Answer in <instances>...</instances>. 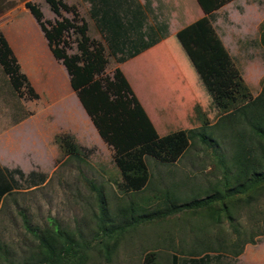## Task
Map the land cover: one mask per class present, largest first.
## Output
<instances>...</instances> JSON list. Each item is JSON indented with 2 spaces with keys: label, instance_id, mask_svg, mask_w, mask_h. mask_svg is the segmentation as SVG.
<instances>
[{
  "label": "rangeland",
  "instance_id": "rangeland-1",
  "mask_svg": "<svg viewBox=\"0 0 264 264\" xmlns=\"http://www.w3.org/2000/svg\"><path fill=\"white\" fill-rule=\"evenodd\" d=\"M24 1L0 0V31L11 34L17 47L23 48L26 73L37 93L31 97L22 87L20 92L15 91L0 65V161L9 167L15 182L0 200V264H32L29 255L36 245L33 233L53 223L78 231L87 241L88 257L83 264H170L171 253H176L182 264L203 254L190 255L186 250L199 248L196 241L213 235L225 240L227 247L207 250L205 257L201 256V264H264V192L258 193L250 208L240 205L233 213L231 221L243 232L240 240L254 231V242H243L236 255L227 250L233 247L229 242L236 239L228 219L221 215L218 222L207 221L199 213L186 210L145 222L133 219L127 229L115 236L108 255L104 252L93 235L97 206L87 180L103 191L109 207H133L142 197L147 200L144 207L149 213L151 208L161 206L163 199L157 195L165 190L189 195L218 177L216 156H228L227 142L217 136L214 142L218 144L213 148L195 139L177 159L168 162L144 155L148 185L139 191L128 190L114 161L112 146L100 138L82 114L64 65L51 54ZM27 1L36 4L42 19L48 22L61 15L76 22L84 19L87 34L101 43L106 57L96 76L110 77L113 67L119 65L159 134L209 125L220 114L254 96L261 87L264 43L260 25L264 22V0H226L207 15L221 44L220 51L231 66L234 79L229 88L207 80L200 84L195 73L199 68L186 61L195 50L191 47L187 52L173 37V43L160 44L153 53L124 61L115 59L105 42L104 35L111 30L118 38L127 32L129 41H146L151 30L158 31L159 36L166 34L169 22L172 31L175 25L189 24L200 16L195 0H107L106 19L100 17V11H91L90 2L96 0H62L74 6V17L69 7H58L56 14L46 0ZM130 8L138 9L141 16L136 14L138 17L130 19ZM120 11H124L122 18H118ZM183 32L185 44V37L192 34L191 29ZM62 37L64 41L59 45L67 53L76 52L74 33L63 31ZM69 129H74L73 134ZM64 133L74 144L75 155H68L59 141L57 136ZM194 225L203 230L193 229Z\"/></svg>",
  "mask_w": 264,
  "mask_h": 264
},
{
  "label": "trees",
  "instance_id": "trees-1",
  "mask_svg": "<svg viewBox=\"0 0 264 264\" xmlns=\"http://www.w3.org/2000/svg\"><path fill=\"white\" fill-rule=\"evenodd\" d=\"M46 1L56 14H59L58 7H69L73 17L76 16L73 5H66L62 0ZM106 1L90 2L92 9L90 10L100 11L102 19L107 17L105 11L109 12ZM195 1L203 14L189 23L188 27L185 26L172 36L166 37L163 44L168 41L173 43V38H175L187 52L192 47L195 55L187 56L186 61L188 63L190 60L193 68H199L195 72L199 83L202 84L207 80L212 83L218 82L219 86L220 83L224 86L228 85L229 88L230 81L233 82L234 79V76L230 75L231 66L226 54L221 53V44L207 20V14L226 0ZM24 5L42 30L51 54L59 58L64 65L69 85L74 90L97 134L112 146L114 161L128 190L139 191L148 185L149 176L144 155L168 162L177 159L195 139L212 145L213 148L215 144H218L214 142L217 136L226 139L227 142L228 156L226 157L223 153L216 156L220 166L218 177L203 186H198L196 192L189 195L165 190L157 195L163 199L161 206L151 208L149 213L144 207V202L147 200L145 201L142 197H140V203L137 201L133 207L122 208L119 205L109 207L103 191L85 179L94 190L97 206L93 235L98 238L104 252L108 255L111 249L110 244L116 240L115 236L127 229L133 219L137 218V222H145L183 210L199 213L207 221L218 222L221 215L228 219L231 222L230 227L236 234V239L229 242L233 247L227 248L232 255L241 251L243 242L253 243L254 231L250 230L248 236L240 240L243 234L242 229H239L237 223L233 224L231 219L238 206L246 205L250 208L251 202L257 198L258 193L264 192V77L259 91L254 96L220 114L215 122L159 134L119 65L113 67L110 77L96 76L103 69L106 57L101 43L87 34L84 19L80 18L79 22H76L72 18L61 15L53 22H48L47 19H42V13L36 4L26 0ZM124 11L119 12L118 18H122ZM137 11V9L130 8L129 18L137 17ZM45 22H48V26ZM190 29L192 37L186 35L184 44L183 31ZM68 30L76 36V52L67 53L59 45L60 41H64L63 31L68 32ZM112 32L113 30L108 35H104V39L118 61L142 56L143 54H138L139 50L151 42V40L142 41L143 38L129 41L125 36L127 32L122 35V38L115 37ZM260 39L264 43V22L260 25ZM123 51L127 56L124 57ZM198 56L201 57L200 63ZM0 65L7 75L10 86L15 91L20 92L22 87L31 97L37 96L26 75L20 71L16 58L1 31ZM57 137L65 145L68 155L76 154L74 144L70 139H66L69 137L67 133L59 134ZM4 170L3 172L0 168V200L4 194L10 192L15 184L10 170ZM12 170L20 172L18 169ZM196 228L203 230V227L194 225L193 229ZM33 234L36 238V245L29 255L32 264H83L88 257L89 245L76 230H68L53 223L40 228ZM239 240L241 242L238 244ZM224 241L215 235L206 240L201 238L194 243L195 246L199 244V248L192 247L186 252L190 255L203 252L202 255H204L207 250L217 251L224 246L227 247ZM201 256L191 257L190 262L182 264H201L203 259ZM178 259L176 253H171L170 264H180Z\"/></svg>",
  "mask_w": 264,
  "mask_h": 264
},
{
  "label": "crops",
  "instance_id": "crops-1",
  "mask_svg": "<svg viewBox=\"0 0 264 264\" xmlns=\"http://www.w3.org/2000/svg\"><path fill=\"white\" fill-rule=\"evenodd\" d=\"M186 8V7H185ZM138 10V9H137ZM186 11V10H185ZM138 12V11H137ZM197 14H199V15H201V14H203L202 13V11H201V9H200V11H199V13L197 12ZM137 15L138 16H140V14L139 13H137ZM208 15V14H207ZM137 16V17H138ZM169 24H170V22H169ZM167 25L166 26V30H167V32H166V34H162L161 35V33H160V35L161 36H159L158 34H159V32L158 31H156L155 29L152 31H149V41L151 40V42H149V44L147 45V46H145L144 48H141L139 51V53L138 54H146L147 52H149V53H153V52H155L156 51V48H157V46H159L160 44H162L163 45V40L166 38V37H168L169 35H171V33L172 32H177V31H179V30H181V29H183V28H185V26H187L188 24L187 23H185V24H183V25H180V26H174L173 28V31L171 30V28H170V25ZM168 28V29H167ZM4 35H5V37H6V39H7V41H8V44H9V46H10V48H11V51H12V53H13V55L15 56V58H16V61H17V63H18V65H19V69L22 71V72H25V74H26V77L29 79V81H31V77H30V75H28L27 73H26V71H27V69H26V64H25V62H24V60H23V48H19V47H17V45L13 42V40H12V37H11V34H8V33H4ZM138 54H136L137 56H138ZM75 99H76V102H77V104L79 105V108H80V110H81V112H82V114H84V116L86 117V118H88L89 119V117H88V115L86 114V112L84 111V109H83V107L81 106V104L79 103V101H78V99H77V97H76V95H75ZM142 104V103H141ZM144 107V106H143ZM145 108V107H144ZM146 110V109H145ZM146 112H147V110H146ZM148 113V112H147ZM88 122V121H87ZM89 123H90V125H91V127L93 128L94 126H93V124L91 123V121H90V119H89ZM94 129H95V127H94ZM69 131L73 134V132H74V129H69ZM96 131V130H95ZM97 133V132H96ZM1 163H0V168H1V170L4 172L5 170L4 169H6V164L5 163H3V161H0ZM7 169L9 170V167H7Z\"/></svg>",
  "mask_w": 264,
  "mask_h": 264
}]
</instances>
